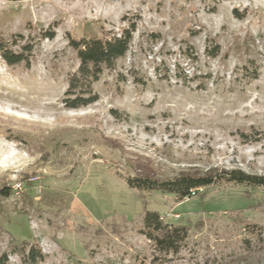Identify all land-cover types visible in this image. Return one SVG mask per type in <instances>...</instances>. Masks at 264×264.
<instances>
[{
    "label": "rangeland",
    "instance_id": "374dc122",
    "mask_svg": "<svg viewBox=\"0 0 264 264\" xmlns=\"http://www.w3.org/2000/svg\"><path fill=\"white\" fill-rule=\"evenodd\" d=\"M130 24L128 53L92 86L97 102L65 108L69 40ZM18 36L12 49L33 51L29 68L0 60V256L27 246L39 264H264L263 190L220 183L179 202L126 184L264 177V0H0V38ZM145 211L186 227L177 254L140 234Z\"/></svg>",
    "mask_w": 264,
    "mask_h": 264
},
{
    "label": "trees",
    "instance_id": "16d2710c",
    "mask_svg": "<svg viewBox=\"0 0 264 264\" xmlns=\"http://www.w3.org/2000/svg\"><path fill=\"white\" fill-rule=\"evenodd\" d=\"M226 1V0H223ZM135 25L130 24L119 35L102 39L69 40V47L76 53L77 70L67 79V89L62 103L65 108L76 110L97 102L98 96L92 91L105 72L112 71L118 60L125 57L129 51ZM42 38L52 39L53 32L41 33ZM21 36L13 38L11 42L0 38V60L7 66L23 65L29 68L33 46L22 45L17 51L12 48L18 44ZM220 183H230L247 188L264 191V177L248 175L238 170L210 172L201 176L180 175L171 181L152 179H128L129 189L138 192H158L170 195L177 201L190 198L198 189L208 188ZM0 196L8 197V189H0ZM140 234L149 241L154 249L161 254H177L188 236V230L182 225L166 224L157 212L145 211L142 217ZM27 246L12 249L11 253L0 256V264H8L9 255L17 254L22 264H39L43 255L39 249Z\"/></svg>",
    "mask_w": 264,
    "mask_h": 264
},
{
    "label": "built area",
    "instance_id": "2783aa9c",
    "mask_svg": "<svg viewBox=\"0 0 264 264\" xmlns=\"http://www.w3.org/2000/svg\"><path fill=\"white\" fill-rule=\"evenodd\" d=\"M13 190H15V191L20 190V185H15V186L13 187ZM192 193H195V192H192Z\"/></svg>",
    "mask_w": 264,
    "mask_h": 264
}]
</instances>
